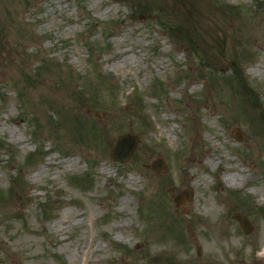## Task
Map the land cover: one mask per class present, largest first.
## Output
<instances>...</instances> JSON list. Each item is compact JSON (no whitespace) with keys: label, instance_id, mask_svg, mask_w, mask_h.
<instances>
[{"label":"rangeland","instance_id":"rangeland-1","mask_svg":"<svg viewBox=\"0 0 264 264\" xmlns=\"http://www.w3.org/2000/svg\"><path fill=\"white\" fill-rule=\"evenodd\" d=\"M59 2L0 0V264H264V0ZM130 46L138 63L114 69ZM234 68L252 107L226 83ZM124 133L138 143L120 164ZM191 140L204 146L189 163ZM221 168L248 180L230 186Z\"/></svg>","mask_w":264,"mask_h":264},{"label":"bare ground","instance_id":"bare-ground-1","mask_svg":"<svg viewBox=\"0 0 264 264\" xmlns=\"http://www.w3.org/2000/svg\"><path fill=\"white\" fill-rule=\"evenodd\" d=\"M56 3V7L58 9L62 8L61 3L59 2V0H53ZM97 0H93V2L95 3ZM94 3L91 4V6L94 5ZM113 8V6L111 7H107L104 10V13H108L111 11V9ZM52 10L50 7L47 9V11ZM53 20H50V22L48 23V25L52 24ZM69 30H72V27L68 28ZM125 39V33H122L120 35H118L115 40L117 42H122ZM138 50H136V48H134L133 46H130L128 48L123 47L120 50H118L116 52V63L113 64V68L114 69H118V68H124L129 66H134L138 63ZM255 70V69H254ZM257 71V70H255ZM166 130V129H164ZM11 132L14 134V130H11ZM198 139H201L200 133L198 132L197 135ZM197 144H200V146H204V143H198L196 141H190L189 142V150L190 152L187 151V159L189 160V163H191V159L190 156L191 155H195V151L193 150V147ZM203 151L205 152H201L199 154V157H205V162L206 163H211L214 166L217 165L218 163V159L221 157L220 154L212 152L210 150V148H206ZM70 164H74L75 161L73 159H69L68 161H66ZM242 170V169H240ZM221 180H223L224 182H226L228 185L233 186V185H242L245 181L248 180V176L245 173H241L239 171L236 170H225L223 168H221V176H220ZM177 186L175 185L174 181L169 182L168 187H167V191L170 193H174V191L176 190ZM251 191H253V189H250ZM126 207H127V203L129 202L128 199L122 201Z\"/></svg>","mask_w":264,"mask_h":264},{"label":"water","instance_id":"water-1","mask_svg":"<svg viewBox=\"0 0 264 264\" xmlns=\"http://www.w3.org/2000/svg\"><path fill=\"white\" fill-rule=\"evenodd\" d=\"M237 139L240 140L241 137L238 136ZM137 143L138 139L135 136L128 134L120 135L114 149L110 152L111 159L121 163L126 162L131 157ZM152 169L156 174L162 173L165 169L163 160L161 158H157L154 162H152ZM191 200L192 193L189 190L182 191L174 198L176 205H181L185 201L190 202ZM233 218L239 222V225L245 234H249L252 231V226L243 215L235 213L233 214Z\"/></svg>","mask_w":264,"mask_h":264},{"label":"trees","instance_id":"trees-1","mask_svg":"<svg viewBox=\"0 0 264 264\" xmlns=\"http://www.w3.org/2000/svg\"><path fill=\"white\" fill-rule=\"evenodd\" d=\"M182 32H179V30H177V29L176 30L175 29L174 30L171 29V33H173L174 35H177V36H182V34H181ZM183 35L186 37V46H189V47L193 46L194 45V42H193L192 38H190L186 34H183ZM236 70L237 69L234 68V69H232V72L238 76L239 84L241 85V87L251 96L252 99L254 97L257 98V95L253 92L252 89H251V91H249L250 89L246 85V83H245L246 81H245L244 77L240 73H238ZM68 74H69V76L71 75L70 72L67 73V76H68ZM261 116L263 117V115H261Z\"/></svg>","mask_w":264,"mask_h":264}]
</instances>
